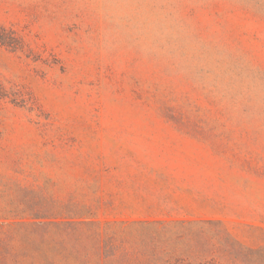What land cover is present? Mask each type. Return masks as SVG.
<instances>
[{"label":"rangeland","instance_id":"obj_1","mask_svg":"<svg viewBox=\"0 0 264 264\" xmlns=\"http://www.w3.org/2000/svg\"><path fill=\"white\" fill-rule=\"evenodd\" d=\"M11 264H264V0H0Z\"/></svg>","mask_w":264,"mask_h":264},{"label":"trees","instance_id":"obj_2","mask_svg":"<svg viewBox=\"0 0 264 264\" xmlns=\"http://www.w3.org/2000/svg\"><path fill=\"white\" fill-rule=\"evenodd\" d=\"M19 260L20 256L12 251L9 240L0 238V264H11V262L18 263Z\"/></svg>","mask_w":264,"mask_h":264}]
</instances>
